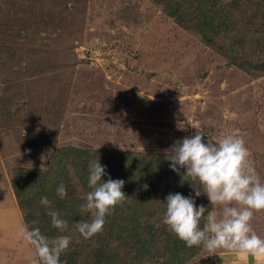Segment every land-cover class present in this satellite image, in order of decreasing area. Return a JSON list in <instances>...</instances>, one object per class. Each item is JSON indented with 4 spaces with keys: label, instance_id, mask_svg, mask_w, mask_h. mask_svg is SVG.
Segmentation results:
<instances>
[{
    "label": "rangeland",
    "instance_id": "374dc122",
    "mask_svg": "<svg viewBox=\"0 0 264 264\" xmlns=\"http://www.w3.org/2000/svg\"><path fill=\"white\" fill-rule=\"evenodd\" d=\"M248 2L235 50L230 39L208 46L155 0H0V264H38L17 234L25 222L12 180L20 169L46 170L63 148L165 155L195 131L203 140L232 132L264 180V4L240 0ZM137 206L146 216L149 204ZM143 221L140 238L112 234L111 248L83 241L78 260H93L99 247L129 263L150 242ZM251 226L264 238V210ZM198 249L186 264L261 262ZM150 252L160 257L143 264H166Z\"/></svg>",
    "mask_w": 264,
    "mask_h": 264
},
{
    "label": "trees",
    "instance_id": "16d2710c",
    "mask_svg": "<svg viewBox=\"0 0 264 264\" xmlns=\"http://www.w3.org/2000/svg\"><path fill=\"white\" fill-rule=\"evenodd\" d=\"M155 1L163 7L167 17L182 28L198 33L208 46L216 47L221 39L222 41L230 39L237 47L235 50L239 48V32L244 27L240 22V9L247 8L249 2L241 5L240 0L230 3H224L222 0ZM257 1L264 4V0ZM257 69L264 71V63ZM98 156L100 163L107 166L106 171L112 179L124 181L122 191L126 198L114 207L111 214L106 216L102 231L85 239L76 231L75 222L88 220L94 214V212H81L80 205L84 202L85 194L90 190L87 183L88 162ZM169 163L165 155L161 154L67 147L52 156L46 170H17L12 180V188L23 220L29 229L38 227L42 234L50 238L61 234L70 236L69 247L60 256L62 264H118L114 254L113 256L107 255L104 249L99 247H96L93 260H78L81 255L79 247L83 245V241L92 239V241L95 240V245L97 242L100 244L107 242L106 244L111 248L112 244L108 241L115 233L120 241L140 238L138 227L142 224H140L141 216L144 224L147 225L145 226L146 234L150 242L146 240L144 250L136 252L131 257L133 260L129 259V263L126 264H143L148 258L158 259L159 253L150 252L154 247L165 255L163 259L166 264H186L189 260L188 255L190 253L194 255L195 253L192 252L200 249L198 246L196 249V246L186 247L185 244H181V240L160 221L164 212L163 200L168 193L179 192L188 196L193 193V189L188 181L181 184V176L169 168ZM180 173H183V169H180ZM109 176L102 177V179H108ZM61 183L67 190L64 199H60L55 192L56 187ZM192 186L199 188L195 182H192ZM41 196H47L51 201L49 207L60 213L61 217L67 221L68 228L64 233L58 232L51 226L50 217L45 214L46 209L41 211L45 208L39 203ZM130 203L137 207L138 212L129 206ZM196 203L209 205L203 194L196 198ZM137 204L141 208L149 204L146 216L138 214L140 209L138 210ZM127 209L129 212L126 211ZM112 242L115 244L117 241L112 239ZM160 245L166 246V251L162 252ZM137 255L139 257L136 258ZM110 261L112 262L109 263Z\"/></svg>",
    "mask_w": 264,
    "mask_h": 264
},
{
    "label": "clouds",
    "instance_id": "9594fccd",
    "mask_svg": "<svg viewBox=\"0 0 264 264\" xmlns=\"http://www.w3.org/2000/svg\"><path fill=\"white\" fill-rule=\"evenodd\" d=\"M195 131L194 135L176 140L165 149L169 168L181 176V184L188 181L193 193H168L164 198L161 223L186 247L199 246L209 253L228 250L253 257H264V238L251 226L255 212L264 210V180L247 163L248 149L242 137L228 132L213 140ZM99 156L89 160L87 183L89 191L80 205L81 212H94L88 220L75 222L76 231L85 238L102 231L107 215L126 197L122 191L124 181L112 179ZM183 169V173H180ZM109 176L108 179L102 177ZM192 182L199 188L192 186ZM64 199L67 190L63 183L55 189ZM205 195L209 205L197 204L196 198ZM50 217V223L64 233L68 223L49 206L47 196H41ZM18 236L31 246L38 264H62L60 256L71 242L68 235L48 237L38 227L28 228L21 223ZM35 264V262H34Z\"/></svg>",
    "mask_w": 264,
    "mask_h": 264
},
{
    "label": "crops",
    "instance_id": "0c3cea01",
    "mask_svg": "<svg viewBox=\"0 0 264 264\" xmlns=\"http://www.w3.org/2000/svg\"><path fill=\"white\" fill-rule=\"evenodd\" d=\"M238 264H264V257H261V262L257 263L255 262V260L249 259L247 256L245 257V260L242 259L239 262H237Z\"/></svg>",
    "mask_w": 264,
    "mask_h": 264
}]
</instances>
